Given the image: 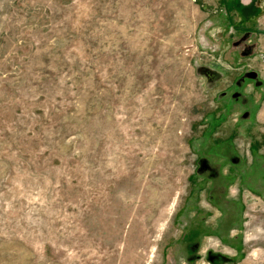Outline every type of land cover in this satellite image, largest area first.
<instances>
[{"label":"rangeland","instance_id":"1","mask_svg":"<svg viewBox=\"0 0 264 264\" xmlns=\"http://www.w3.org/2000/svg\"><path fill=\"white\" fill-rule=\"evenodd\" d=\"M0 264H264V0H0Z\"/></svg>","mask_w":264,"mask_h":264},{"label":"trees","instance_id":"2","mask_svg":"<svg viewBox=\"0 0 264 264\" xmlns=\"http://www.w3.org/2000/svg\"><path fill=\"white\" fill-rule=\"evenodd\" d=\"M242 11H244V10H242Z\"/></svg>","mask_w":264,"mask_h":264}]
</instances>
